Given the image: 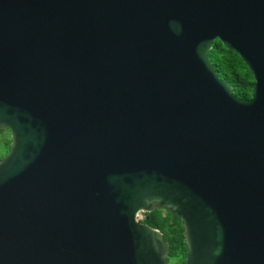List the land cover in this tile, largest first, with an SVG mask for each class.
Here are the masks:
<instances>
[{"label":"water","instance_id":"water-1","mask_svg":"<svg viewBox=\"0 0 264 264\" xmlns=\"http://www.w3.org/2000/svg\"><path fill=\"white\" fill-rule=\"evenodd\" d=\"M0 130V264H264V0H0Z\"/></svg>","mask_w":264,"mask_h":264},{"label":"trees","instance_id":"trees-1","mask_svg":"<svg viewBox=\"0 0 264 264\" xmlns=\"http://www.w3.org/2000/svg\"><path fill=\"white\" fill-rule=\"evenodd\" d=\"M208 57L215 74L232 87L233 95L249 99L254 80L240 57L234 51L225 49L218 40L213 41ZM9 143L8 131L0 130V158L7 154ZM144 217L141 222L158 230L167 242L168 264H183L187 249L180 219L161 210L144 213Z\"/></svg>","mask_w":264,"mask_h":264},{"label":"rangeland","instance_id":"rangeland-1","mask_svg":"<svg viewBox=\"0 0 264 264\" xmlns=\"http://www.w3.org/2000/svg\"><path fill=\"white\" fill-rule=\"evenodd\" d=\"M1 137H2V136H1ZM144 218H145V217H144V213H139V214L137 215V217H136L137 221H139V222L143 221Z\"/></svg>","mask_w":264,"mask_h":264}]
</instances>
